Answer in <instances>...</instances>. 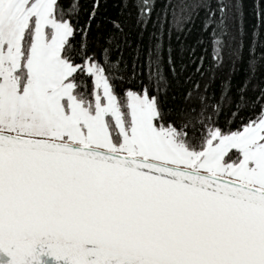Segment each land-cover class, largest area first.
I'll return each instance as SVG.
<instances>
[{"label": "snow or ice", "instance_id": "obj_1", "mask_svg": "<svg viewBox=\"0 0 264 264\" xmlns=\"http://www.w3.org/2000/svg\"><path fill=\"white\" fill-rule=\"evenodd\" d=\"M0 264H264V0H0Z\"/></svg>", "mask_w": 264, "mask_h": 264}, {"label": "trees", "instance_id": "obj_2", "mask_svg": "<svg viewBox=\"0 0 264 264\" xmlns=\"http://www.w3.org/2000/svg\"><path fill=\"white\" fill-rule=\"evenodd\" d=\"M195 40H196V33L194 32L193 33V35H192V37L190 38V43H194L195 42ZM209 59H210V56H209ZM222 119H223V117H222Z\"/></svg>", "mask_w": 264, "mask_h": 264}]
</instances>
